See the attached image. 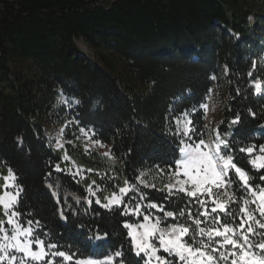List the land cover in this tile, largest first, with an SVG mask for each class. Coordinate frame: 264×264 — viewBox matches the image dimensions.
I'll return each instance as SVG.
<instances>
[{
    "label": "trees",
    "instance_id": "1",
    "mask_svg": "<svg viewBox=\"0 0 264 264\" xmlns=\"http://www.w3.org/2000/svg\"><path fill=\"white\" fill-rule=\"evenodd\" d=\"M218 87L225 96L213 128L205 106ZM184 116L187 137L175 125ZM51 127L61 130L60 139ZM261 129L264 0H0V196L9 191V174L19 193L11 212L0 204V249L14 214L34 242L42 241L47 263L111 256L115 264H149L134 255L123 225L153 215L163 227L189 229L185 242L214 258L232 249L217 248L214 233L224 228L242 229L239 243L245 238L258 251L264 230L255 222L264 217L232 170L225 169L233 201L224 212L209 195L175 186L184 177L183 148L213 135L218 156L244 172L251 189L264 191V169L252 164L264 149ZM49 183L80 199L79 206L62 211ZM114 195L120 206L109 203ZM125 206L131 212L121 215Z\"/></svg>",
    "mask_w": 264,
    "mask_h": 264
},
{
    "label": "rangeland",
    "instance_id": "2",
    "mask_svg": "<svg viewBox=\"0 0 264 264\" xmlns=\"http://www.w3.org/2000/svg\"><path fill=\"white\" fill-rule=\"evenodd\" d=\"M77 46L85 54H87V52L90 53V57L93 60L96 59L92 51L89 50L82 41H78ZM253 85L255 87L256 94L261 95L262 84L260 82H254ZM257 85H259V90H257ZM224 96V92L221 91L220 87L216 88L211 93L205 106L209 125L213 128L214 124L221 120V100L222 98H224ZM175 125L180 134L185 137L188 136L190 131V120L187 116L176 120ZM261 131H264V129H261ZM48 132L54 138L60 139L61 130L58 131L55 128L51 127L48 128ZM218 144L219 141L217 137L211 135L210 138L202 146L183 148L180 165L184 177L177 182V186H175V188L177 190L189 192L191 195H193V193L198 196L209 195L210 203L216 206L215 211L224 212L227 208H229L233 201L232 193L228 190L227 187L231 186V184L228 183V179L225 173V169L229 168L233 171L235 180L241 186H243V188L249 189L250 194L253 196L252 204L255 206L260 215L264 217V191L256 192L251 189L249 187L250 185L248 176H246L245 173L241 170L236 169L230 162L228 157L224 160L222 157L218 156ZM252 164L257 170L264 169V149L257 153V156L252 161ZM9 176L13 177L12 174H9L7 177ZM4 183L5 188L9 190L6 192L11 193L12 195H16L17 197L13 205L14 207L19 196V194L17 195L18 191L15 190L14 177L8 179L7 181L4 178ZM48 188L56 198L62 211L65 209L74 211V205L76 204L77 206H79L81 202L80 199L69 192L63 191L58 184L49 183ZM216 188H221L223 190L220 191L217 196H214L213 190ZM8 198L9 197L5 196V199ZM13 207L8 209L7 211L11 212ZM138 212H140V208ZM157 218L158 217L156 216L149 215V220L134 225L133 229L138 234H140L144 231V229L140 227L141 224H144L149 228H151L152 226L155 227L154 224L157 223ZM8 222L12 227V233L10 235H5V237L3 238V243L0 249V264H51L47 263L45 256L42 260H40L45 252L42 245L34 242L31 239V234L28 230L23 231L18 226L14 214L10 215ZM255 223L257 230H264V220ZM163 228L165 227H163L161 224L157 225V231L153 237L149 238V243L155 244L158 247V237L161 229L165 233L171 230L173 235H178L180 233V230L183 229L181 227H170L166 229ZM133 229H130V231ZM241 232L242 229H240V231H235L230 228H224L222 231L214 233L215 236L221 238V240L217 243V248H219L220 246L228 247L231 242L232 249L230 251L226 250V252H228L227 255L222 252L220 253L221 255L218 253V258H214L213 255H210L208 252L204 253L203 251H200L201 256L196 255L192 257V259H195L192 264H264V245H262L258 249V251H254V249L247 246L244 237L243 241L239 243L238 240L242 236ZM252 232L253 231H250V233ZM210 237H212V235ZM237 245H239V247H237ZM192 250L194 253L196 252V250H194L193 248ZM161 252L162 251L158 252V254L161 255ZM216 252L219 251L216 250ZM185 255L186 260L184 264H187L189 257L187 253ZM103 261H105V264H115L114 257H112L111 261H108V259H104ZM151 264H158V262L155 261L154 258H152Z\"/></svg>",
    "mask_w": 264,
    "mask_h": 264
},
{
    "label": "snow or ice",
    "instance_id": "3",
    "mask_svg": "<svg viewBox=\"0 0 264 264\" xmlns=\"http://www.w3.org/2000/svg\"><path fill=\"white\" fill-rule=\"evenodd\" d=\"M257 90H259V85L256 86ZM240 121V117L236 116L233 120L232 123H239ZM80 131L82 133L85 132L84 128H81ZM11 173V170H9ZM54 171H61L60 168V164L57 163L55 165ZM79 171V170H78ZM91 171V170H89ZM13 178L11 176L9 177H5V180L7 181L8 179ZM261 182H264V180H262ZM7 187V185H6ZM88 191L90 193H92L91 190V186L89 187ZM121 193H125L126 189H120L119 190ZM19 193H17L18 195ZM93 195L95 193H92ZM5 196L9 197L8 199H5ZM195 196V193H193V197ZM16 195H12L9 192H5L4 196H0V204L3 205L4 209L7 210L12 208L15 201H16ZM89 204H91V201H88ZM110 204H115L117 206L121 205V199L117 198L115 195L113 196V199L109 202ZM96 204L100 205V201L99 199L96 200ZM104 208H108L109 205L105 204V205H100ZM139 205L136 206V211H139ZM149 207L151 209H155L159 212H162L164 217L167 218H171L173 220H175V214L173 213V215L171 216H165V213L167 212L163 206H158L156 203H152L149 205ZM128 212H131V209L127 208V206H125V211L121 213V215H124ZM17 215H19V213H16ZM143 220H149V215H144L143 216ZM161 221L159 218H157V223L154 224L155 227H147L144 224H141L140 227L144 229V231L140 234H138L134 229H133V225L130 223H125L123 225V227L125 228H129V229H133L131 231H129L127 233V235L131 238V245L134 248V255L140 259H143L145 261L150 262L152 258L155 259V261L158 262V264H174L175 261H179L180 264H184L185 260H186V253L189 257L187 264H192V262L195 259H192V257L199 255L201 256V252L199 249L196 250V252L194 253L191 246L185 242L186 235L189 233V229L185 230V229H181L180 233L178 235H173L172 231L169 230L167 233H165L164 231H162V229L159 232V237H158V247L155 244L149 243V238L153 237L157 231V225L160 224ZM169 227V224L166 225L165 228L166 229ZM97 239H99V237H97ZM42 243V241L39 242V244ZM228 246H231V242ZM52 248H55L56 245L52 244L51 245ZM237 247H239V245H237ZM162 251L165 255H159L158 252ZM46 255V253L44 252V255L40 258V260H42L44 258V256ZM56 256L59 257H63L65 260H70L71 257L70 256H66L65 253L63 251H59L56 252L55 254ZM115 256L116 257H121L122 253L121 251H116L115 252ZM108 261H111L112 257L108 256L107 257ZM77 264H105V261L103 260H99V261H93V260H88L87 262H83V261H77Z\"/></svg>",
    "mask_w": 264,
    "mask_h": 264
},
{
    "label": "built area",
    "instance_id": "4",
    "mask_svg": "<svg viewBox=\"0 0 264 264\" xmlns=\"http://www.w3.org/2000/svg\"><path fill=\"white\" fill-rule=\"evenodd\" d=\"M87 54L91 56V54H90V53H88V52H87Z\"/></svg>",
    "mask_w": 264,
    "mask_h": 264
}]
</instances>
